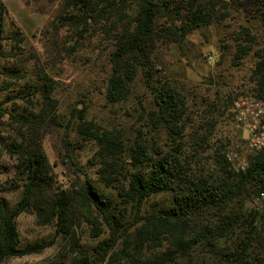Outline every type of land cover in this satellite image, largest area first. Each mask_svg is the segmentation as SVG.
Listing matches in <instances>:
<instances>
[{
    "label": "trees",
    "instance_id": "1",
    "mask_svg": "<svg viewBox=\"0 0 264 264\" xmlns=\"http://www.w3.org/2000/svg\"><path fill=\"white\" fill-rule=\"evenodd\" d=\"M246 1L46 0L51 19L41 48L30 50L19 27L5 34L0 0V117L12 126L0 129V156L14 160L20 181L17 202L0 199V264L41 253L58 237L69 243L68 260L51 264H264V199L256 201L264 146L244 166L217 152L214 173L197 169V153L185 145L188 98L163 73L166 50ZM252 1L260 23L236 30L235 58L253 60L251 80L264 98V0ZM94 42L108 52L107 103L128 101L139 87L151 95L141 99L133 131L99 123L81 98L68 106V119L61 114L55 68L80 53L93 58ZM3 58L14 64L2 69ZM59 129L60 162L75 174L69 186L55 178L44 146ZM90 145L84 164L78 153ZM24 212L52 225L54 237L23 244L17 219ZM85 232L96 240L91 246L80 239Z\"/></svg>",
    "mask_w": 264,
    "mask_h": 264
},
{
    "label": "rangeland",
    "instance_id": "2",
    "mask_svg": "<svg viewBox=\"0 0 264 264\" xmlns=\"http://www.w3.org/2000/svg\"><path fill=\"white\" fill-rule=\"evenodd\" d=\"M7 6L5 18V34L9 35L19 27L26 35L24 46L27 49L41 48L43 29L51 19L50 5L46 0H3ZM256 3L247 0L244 5L232 3L229 15L219 24L202 26L191 34L182 46L173 45L163 55L165 79L177 84L187 96L188 130L185 145L188 153H197L195 165L197 169L206 173H214L217 166L215 159L217 152H225L234 160L236 166H244L254 151L248 147L249 132L244 126H238L234 103L240 97L256 96L254 82L251 80V65L253 60L247 58L236 60L237 45L236 30L241 26L252 23L257 26L259 17L255 18ZM6 46V51H10ZM92 51L91 59L76 57L61 63L55 68L59 87L57 96L60 101L61 114L67 119L70 116L68 106L77 98L86 100L89 104L90 116L99 123L109 126H125L130 131L134 124H138L141 99L151 100V95L140 93L132 95L125 102L111 105L104 97L105 81L108 76V52L103 44L94 42L88 47ZM84 54V53H83ZM14 64L13 59L3 58L1 68ZM4 76L0 77V86ZM2 94V92H0ZM81 107V104L79 105ZM131 128V129H130ZM0 129L5 133L11 131L12 126L7 117H0ZM133 131V130H132ZM206 134L205 141L203 134ZM62 130H54L46 136L44 146L54 164L55 178L69 186L75 174L61 163ZM92 145L78 153L82 163L92 155ZM205 148V149H202ZM85 170H89L85 166ZM94 175L93 173H91ZM19 180L14 172V160L7 154L0 156V199L5 198L14 204L20 198ZM17 224L22 237V243L33 241H50L55 235V228L39 220L32 212L22 213ZM80 239L86 245H92L96 240L85 233H80ZM70 246L61 237L41 253L13 257L1 264H51L67 261Z\"/></svg>",
    "mask_w": 264,
    "mask_h": 264
},
{
    "label": "built area",
    "instance_id": "3",
    "mask_svg": "<svg viewBox=\"0 0 264 264\" xmlns=\"http://www.w3.org/2000/svg\"><path fill=\"white\" fill-rule=\"evenodd\" d=\"M234 111L238 126H244L249 132L248 147L262 148L264 146V98L240 97L234 103ZM262 199H264V193L256 201Z\"/></svg>",
    "mask_w": 264,
    "mask_h": 264
}]
</instances>
